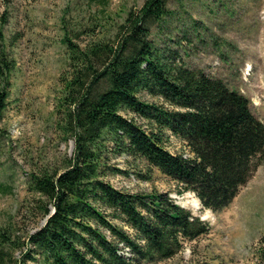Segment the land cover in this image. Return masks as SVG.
<instances>
[{
	"label": "trees",
	"instance_id": "1",
	"mask_svg": "<svg viewBox=\"0 0 264 264\" xmlns=\"http://www.w3.org/2000/svg\"><path fill=\"white\" fill-rule=\"evenodd\" d=\"M167 1L143 0L128 10L112 40L90 41L83 48L66 43L59 106L63 128L73 137L71 164L58 174L33 175L28 184L49 206L37 205L46 218L27 236L43 264H153L206 230L202 220L164 193H125L99 179L95 150L105 136L115 150L144 159L172 179L178 193L192 192L211 211L224 208L263 160L264 124L247 99L222 79L187 67L176 49L149 38L150 27L169 15ZM9 70L0 49V78L7 80ZM140 91L174 108L140 101ZM6 95L2 87L0 120ZM120 111L139 115L153 130L141 129ZM164 131L179 138L189 156L164 149ZM15 244L0 232V264Z\"/></svg>",
	"mask_w": 264,
	"mask_h": 264
},
{
	"label": "rangeland",
	"instance_id": "2",
	"mask_svg": "<svg viewBox=\"0 0 264 264\" xmlns=\"http://www.w3.org/2000/svg\"><path fill=\"white\" fill-rule=\"evenodd\" d=\"M142 2L0 0V49L10 65L7 80L0 78V89L7 93L0 120V232L18 245L8 249L1 264H43L27 236L43 224L46 216L37 205L47 202L29 192L28 184L33 175L58 174L71 164L73 137L63 128L59 106L67 41L83 48L90 41L112 40L127 11ZM167 8L161 25L150 27L152 42L176 49L187 67L222 79L247 99L250 112L264 124V0H168ZM137 98L174 108L144 91ZM120 115L153 130L135 113ZM162 138L168 152L189 156L179 138L167 131ZM107 139L101 138L95 150L99 179L125 193H164L206 224L203 234L183 240L174 255L153 264H264V154L232 200L211 211L192 192L178 193L172 179L144 159L115 150ZM110 222L133 233L119 220ZM25 252L33 258L24 257Z\"/></svg>",
	"mask_w": 264,
	"mask_h": 264
}]
</instances>
